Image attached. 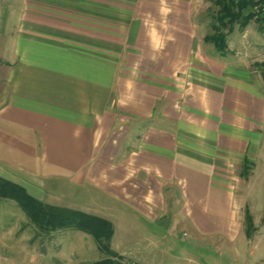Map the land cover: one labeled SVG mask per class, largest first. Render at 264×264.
Masks as SVG:
<instances>
[{"label":"crops","instance_id":"crops-1","mask_svg":"<svg viewBox=\"0 0 264 264\" xmlns=\"http://www.w3.org/2000/svg\"><path fill=\"white\" fill-rule=\"evenodd\" d=\"M214 1L0 0V177L53 205L58 178L108 197L111 242L122 229L134 245L113 249L126 262L160 264L166 231L190 229L191 251L221 240L234 249L221 264H264L260 247L235 250L241 181L264 180V9L254 0L219 50L205 31ZM29 258L0 237V264Z\"/></svg>","mask_w":264,"mask_h":264},{"label":"rangeland","instance_id":"rangeland-1","mask_svg":"<svg viewBox=\"0 0 264 264\" xmlns=\"http://www.w3.org/2000/svg\"><path fill=\"white\" fill-rule=\"evenodd\" d=\"M218 10L219 6L214 1L210 8L206 10V13L204 12L205 16L208 17L206 22L207 29L205 31L210 32V34L215 33L212 25L214 23L218 24L216 19L219 13ZM247 11L249 12L250 10ZM253 12L255 13V11ZM256 26H258V24L252 23L251 27L255 28ZM239 29L244 30V28H241L237 24L234 28L235 31L231 33L238 32ZM224 30L227 32V29ZM231 33L228 34L227 44L228 38L232 36ZM248 38L251 39L249 36ZM257 66L261 72L264 71V63H259ZM241 183L244 189H246L244 191V195L247 199L246 204L253 214L254 224L257 225V230H252L251 236H248L244 220V225L239 230V233H237V236L238 238L244 237L246 242L244 241L245 243L243 244L238 243V249L235 250L249 252L260 247V251L264 252V241L262 242L264 239V180H251L249 174L247 179H243ZM87 187L88 190L86 191L84 188L73 186L67 179L58 178L47 180L46 191L54 193L55 196L53 198H48V200L55 205L83 206L88 204L91 208L103 210V212H99L106 218L107 215L114 218V216H111L110 213L112 212H110V210H112V208L115 210L117 205L111 208L112 204L108 197L101 195L100 192H96L89 186ZM18 205L19 203L17 200L0 196V237L2 250L14 254L15 256L21 253L28 254L30 258L27 264H88L99 258L105 257V254L99 250L97 241L91 235L79 232L77 231L79 229L71 227L49 232L42 230L32 222L25 211L22 212L18 208ZM119 214L123 215L124 218L127 217L125 213L121 214V212H119ZM130 214L129 219H132L133 213ZM166 215V220L169 223L168 225H170L173 212L167 213ZM110 217L107 219L109 220ZM133 224L137 225L138 223ZM148 227L153 228V225L148 224ZM183 232L184 231L181 233L180 231V236L176 240L177 242H174L173 239L176 237L172 235L174 234L176 236L177 233H173L171 230L166 231L167 239L163 243V247L166 251L164 256H166V258L164 257L161 261L157 262L160 264H221L225 257L224 254L234 251L226 241L221 240L217 242L216 245L210 244L205 247L202 246L204 249L191 251L185 247V244L193 242L195 239L193 236L194 233L190 229H187L186 234ZM126 237V231L124 232V230L120 229V240L117 243L111 242V248L127 252V250L134 245L126 243ZM259 237L261 240H257ZM249 238H253V241L250 242L248 240ZM175 250H177L176 253H174ZM44 251L46 255L43 257L42 253ZM35 256L38 257V260L34 262ZM173 258H175V260H173Z\"/></svg>","mask_w":264,"mask_h":264},{"label":"trees","instance_id":"trees-1","mask_svg":"<svg viewBox=\"0 0 264 264\" xmlns=\"http://www.w3.org/2000/svg\"><path fill=\"white\" fill-rule=\"evenodd\" d=\"M219 6L216 19L218 24H213L215 33L209 36L219 50L228 47L227 37L238 24L245 28L255 13L252 11L254 0H215ZM251 8V9H250ZM250 10L247 14L244 12ZM224 29H227L225 32ZM0 196L17 200L26 211L32 222L45 231H56L63 228H77L90 233L98 243V248L105 254L101 260L88 264H138L126 262L124 257L111 248V238L114 232L110 220L81 210L64 206L45 203L29 194L26 188L10 180L0 177ZM245 223L247 234L251 236L252 230H257L254 218L249 208H246Z\"/></svg>","mask_w":264,"mask_h":264},{"label":"built area","instance_id":"built-area-1","mask_svg":"<svg viewBox=\"0 0 264 264\" xmlns=\"http://www.w3.org/2000/svg\"><path fill=\"white\" fill-rule=\"evenodd\" d=\"M259 2V6L261 5L264 9V0H257Z\"/></svg>","mask_w":264,"mask_h":264}]
</instances>
